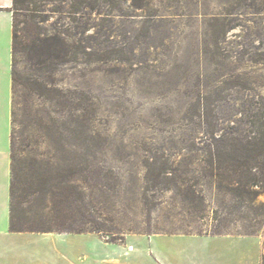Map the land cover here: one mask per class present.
Segmentation results:
<instances>
[{
    "label": "rangeland",
    "instance_id": "1",
    "mask_svg": "<svg viewBox=\"0 0 264 264\" xmlns=\"http://www.w3.org/2000/svg\"><path fill=\"white\" fill-rule=\"evenodd\" d=\"M91 2L74 14L71 2L45 9L41 36L57 39L50 68L17 55V71L52 92L13 89V155L60 179L71 174L105 231L45 233L31 248L45 264H195L217 250L238 258L232 264H264V229L237 236L238 223L212 234L235 204L202 175L192 150L207 133L190 118L208 103L221 129L240 133L246 102L264 105V0ZM147 162L168 164L178 186L202 193L201 215L174 185L148 182Z\"/></svg>",
    "mask_w": 264,
    "mask_h": 264
},
{
    "label": "trees",
    "instance_id": "2",
    "mask_svg": "<svg viewBox=\"0 0 264 264\" xmlns=\"http://www.w3.org/2000/svg\"><path fill=\"white\" fill-rule=\"evenodd\" d=\"M91 1L13 0V89L20 85L40 96L51 91L47 84L33 80L30 76L24 77L17 71V55L25 54L31 67L50 68L54 57L53 42L57 39L41 36L38 23L43 22L39 21L42 15H47L45 9L55 14L59 11L53 10L52 6L71 2L74 14L82 8H93ZM246 104L250 116L240 133H228L221 129L222 121L217 114L214 115L215 111L208 103L197 102L190 116L192 121L197 118L199 123L195 124L204 126L207 133L204 144L199 148L194 146L192 150L201 157L202 175L210 178L218 192L229 196L235 204L226 215L215 219L217 225L214 226L213 235L231 234L226 229L236 227L238 223L237 236H258L264 229V203L257 202L259 196L264 195V105L252 111L250 109L254 103L248 101ZM216 112L220 113L219 109ZM155 165L147 162V181L155 185L163 184L164 190H170L171 185H174L182 201L195 214L201 215L204 210L202 193L178 186L176 179L170 178L173 174H169L168 164L163 163L160 167ZM23 204H28V208H21ZM243 209L249 210L250 214H243ZM234 215L237 217L234 218ZM104 228L101 219L88 203L86 194L73 183L71 174L60 179L36 162L34 165L27 162L20 165L13 155L12 138L11 232L103 234Z\"/></svg>",
    "mask_w": 264,
    "mask_h": 264
},
{
    "label": "crops",
    "instance_id": "3",
    "mask_svg": "<svg viewBox=\"0 0 264 264\" xmlns=\"http://www.w3.org/2000/svg\"><path fill=\"white\" fill-rule=\"evenodd\" d=\"M13 0H0V264H45L47 255L31 248L36 233L10 230L12 183L13 109ZM214 238V237H212ZM232 241L236 237H215ZM238 258L216 251L211 258H195V264H232Z\"/></svg>",
    "mask_w": 264,
    "mask_h": 264
}]
</instances>
